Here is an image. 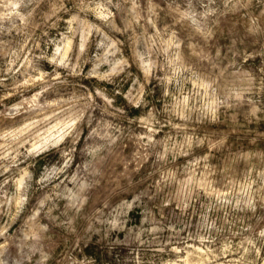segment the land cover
Returning a JSON list of instances; mask_svg holds the SVG:
<instances>
[{"label": "rangeland", "instance_id": "374dc122", "mask_svg": "<svg viewBox=\"0 0 264 264\" xmlns=\"http://www.w3.org/2000/svg\"><path fill=\"white\" fill-rule=\"evenodd\" d=\"M264 260V0H0V264Z\"/></svg>", "mask_w": 264, "mask_h": 264}, {"label": "bare ground", "instance_id": "6f19581e", "mask_svg": "<svg viewBox=\"0 0 264 264\" xmlns=\"http://www.w3.org/2000/svg\"><path fill=\"white\" fill-rule=\"evenodd\" d=\"M257 264H264V260H263V261H261V262H259V263H257Z\"/></svg>", "mask_w": 264, "mask_h": 264}]
</instances>
